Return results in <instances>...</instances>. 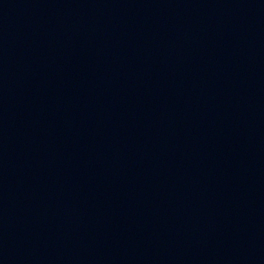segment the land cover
<instances>
[{"label":"water","instance_id":"obj_1","mask_svg":"<svg viewBox=\"0 0 264 264\" xmlns=\"http://www.w3.org/2000/svg\"><path fill=\"white\" fill-rule=\"evenodd\" d=\"M0 264H264V79L0 0Z\"/></svg>","mask_w":264,"mask_h":264}]
</instances>
